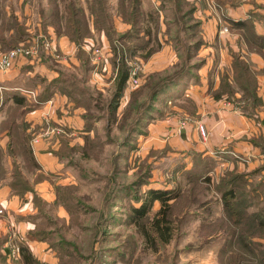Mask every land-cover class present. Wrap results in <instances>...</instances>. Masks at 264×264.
<instances>
[{"label":"crops","instance_id":"0c3cea01","mask_svg":"<svg viewBox=\"0 0 264 264\" xmlns=\"http://www.w3.org/2000/svg\"><path fill=\"white\" fill-rule=\"evenodd\" d=\"M185 1L195 4L193 21L189 20L186 30H182L185 37H194V42L189 43L187 49L191 72L166 94L170 102L167 106L169 115L148 127V139L157 146L161 136H168L170 145L175 148L173 157L179 153L182 157V168L187 164L192 166L197 155L213 159L215 169L210 174L213 178L214 175L217 178L223 176L226 171L255 176L264 174V47L260 48L262 52L253 49L247 32L242 27H236L238 22H248L256 35L264 36V0H220L221 6L216 0ZM145 2H151L157 12L153 7L146 12ZM47 4L48 0L43 5ZM159 4L158 0H142L144 17L149 21L148 17L155 14L160 30L157 31L155 23L149 22L151 37L159 46L146 59L142 57L145 53L137 52L135 60L139 61L140 81L168 73L185 59L186 49L177 46L180 39L177 37L176 11L170 6L172 16L165 18L158 10ZM7 12L8 15L13 14L30 33L26 45H31L38 38L40 43L49 41L61 58L56 59L40 50L38 56L20 58L11 70L0 72V86L3 87L0 94L4 93L3 98L6 99L3 108H0V208L5 212L0 217L1 251L10 255V238L6 236V228L13 226L19 236V241L15 242L27 244L42 263L57 264L56 252L49 245V239L40 241L30 235L44 220L36 200L46 204V212L54 220L69 219L66 209L56 203V187L72 185L74 176L57 152L64 147L63 141L70 146L84 144L91 131L85 117L89 110L82 98L86 95L93 101L98 96L110 97L116 87L117 69L113 64L110 40L105 33L95 31L92 20V36L80 49L68 36L57 34L54 27L49 26L44 31L39 12L35 18H31L32 13L27 6L24 18L18 12ZM187 15L182 14L179 20L186 21ZM32 22L35 23L34 31ZM223 27H228L229 32L222 33ZM129 28L115 13L114 31L125 32ZM11 34L12 31L6 33V37ZM195 42L199 45L193 47ZM95 48L101 50L100 56L94 52ZM85 54L88 63L83 60ZM237 59L246 64L256 78L255 81L252 77L255 82L252 85L254 89H250L252 94L245 77L246 86L243 88L239 83ZM72 67L76 68L75 73L70 71ZM224 81L235 92L233 100L227 99L226 95L215 97ZM73 86L84 93L74 91ZM17 92L24 96L25 101L21 105L15 99ZM126 92L127 88L124 95ZM109 93L110 96H106ZM254 97H257V103L253 102ZM123 99L124 96L120 105ZM15 113L19 117L14 122L22 134L32 135L28 145L39 165L36 171L29 169L20 155H9L10 128L4 127L9 125ZM185 118L190 121L182 127L181 122ZM200 125L205 130V136L199 131ZM17 147L20 148L19 145ZM15 163L20 166L33 192L19 195L11 188ZM40 175L42 180L38 181Z\"/></svg>","mask_w":264,"mask_h":264},{"label":"rangeland","instance_id":"374dc122","mask_svg":"<svg viewBox=\"0 0 264 264\" xmlns=\"http://www.w3.org/2000/svg\"><path fill=\"white\" fill-rule=\"evenodd\" d=\"M158 1V10L165 18L172 16L170 6H173L174 12L178 7L175 0ZM40 2L45 4L46 0H2L0 13L10 10L24 18L22 16L27 6L32 13L31 18H35ZM110 4L118 7L117 0H110ZM144 6L145 11L150 12L154 5L145 2ZM154 11L157 12V9ZM4 19L0 17V25ZM148 19L144 17L141 20L140 26L143 25L144 30L150 29L152 17ZM182 25L178 24L177 37L180 41L177 46L185 49L194 42V37H185L181 31ZM31 27L34 31L35 23L32 22ZM123 34L115 32L113 36ZM156 46L153 40L142 52L146 54ZM8 51L0 47V54ZM129 64L139 66V61L132 60ZM75 69L72 67L70 71L75 73ZM167 74L159 79H150L147 84L145 81L148 78L145 81L141 79L138 87H128L122 104L116 110L109 106L110 97H101L100 100L98 96L91 102L87 101L90 109H93L90 121L87 119L92 130L88 155L85 157L75 151L64 158L74 176L79 213L73 217L71 227L60 222L56 226L49 225L52 229L56 227L61 230L54 237V242H59L61 247L57 246L54 250L60 256L71 257L65 259L66 264H251V257L244 253L232 231V219L244 222L241 226L243 236L257 235L255 224L258 219H264V215H261L264 213L261 212L264 211V174L255 176L243 172L249 181H243V189L238 191L236 197L245 198L240 201L233 198L226 207L222 199L224 193L220 191L218 183L210 187L203 182L198 183V176L187 170L191 168L190 165L182 168L180 153L173 157L175 148L170 145L168 136H161L157 146L150 142L148 127L166 119L170 112L166 94L173 87L161 92L157 102L151 101L156 83ZM214 178L219 180L216 175ZM155 191L173 196L169 201L172 205L170 218L162 223V226L170 228V234H165L169 236L168 241L160 235V230H154L152 226L162 204L160 201L149 203L150 193ZM144 205L148 212L139 217L134 209ZM230 208L235 209L236 213L238 211L242 218L229 212ZM4 215L5 212L0 217ZM256 218L255 223L250 220ZM6 229V236L19 241L18 232L13 226ZM250 245L256 246L258 252L264 251V243L260 241L250 242ZM18 260L0 255V264H20Z\"/></svg>","mask_w":264,"mask_h":264},{"label":"trees","instance_id":"16d2710c","mask_svg":"<svg viewBox=\"0 0 264 264\" xmlns=\"http://www.w3.org/2000/svg\"><path fill=\"white\" fill-rule=\"evenodd\" d=\"M175 1L178 4V7L176 9V12L178 13H175L178 20L177 23L183 24L181 26L182 31L183 29H185V25L188 24L189 20L193 21L192 15L195 11V4L192 2H186L185 0ZM84 2L86 4V7L85 4H83ZM216 2L219 6L222 5L220 0H216ZM117 6L118 7L115 8V6L111 5L110 0H61V2H56V0H48V4L46 6L43 5L42 2H40L39 4V15L42 20V27L44 31H46L49 26L54 27L57 34L68 36L69 39L80 49L83 47V43L85 42V40L92 36L90 29L91 20L96 32L106 34V36L110 40L113 52V64L117 69V75L115 79L116 87L109 99V106H111L110 108H113V110H116L117 107L119 108L121 99L124 96V92L126 88L129 87V76L133 68V66H130L129 62L135 60L138 51H146V49L149 47V44H151L153 41L150 30H144L143 25L140 26L144 19L142 0H118ZM115 13L126 24L130 26V28L126 30L123 35L118 37L113 36V34L115 35L116 32L114 31ZM187 13L188 15L185 18H188L186 19V21L179 20V17H181L182 14ZM1 16L5 17L0 25L1 48L8 51L19 47L21 44H26L29 41L30 33L27 31L25 25H21L13 14L8 15L7 10H5V12L4 10H2V13H0V17ZM150 17H152L151 22L155 23L157 31L160 30L158 26L157 16H155V14H151ZM236 27H242L247 32L248 41L250 42L251 47L262 52L261 49L264 47V36L256 35L252 24H249L248 22H238L236 24ZM11 31L12 34L9 35L6 39V33H9ZM195 45H199V43L195 42L193 44V47ZM158 46L148 50L147 53L142 57H144L145 59L148 58L157 50ZM188 48L189 46L185 48V59L174 66V68L170 70L168 74L167 72L163 74H156L148 78V81H145L147 84L150 79H159L160 76L167 74L165 78H163L159 83H156L157 88L152 94V102H157L159 100L158 97L160 93L166 90V88H171L179 84L180 81L184 80L188 75H190L191 65L188 60ZM82 57L84 62L88 63V57H86V54ZM238 64L239 83L244 88L246 85L243 77H245L249 85L248 90L252 94L251 90L254 89L252 85L253 83L255 84L254 80L256 81V78H254V76L250 73L247 65L237 59L236 66ZM252 77L254 78V80ZM72 88L74 91L79 90L81 92L80 88L78 89V87L73 86ZM81 93L83 94L84 92ZM3 94H0V108H3L4 104L6 103V99L3 98ZM22 95L20 94V92H17V95L15 96V99L19 105H21L25 101L23 99L24 96L22 97ZM225 95L229 100H233L235 98V92L231 88L230 84L225 83L224 81L220 93L216 94L215 97L220 98L224 97ZM246 95L247 94H245V96ZM82 99L84 104L88 107L87 109L89 110L85 117L86 119H88V121H90V113L92 112V110L90 109L91 106L87 103V101L91 102V100L86 95L83 96ZM99 99L101 100V96H99ZM99 99H97L96 101H98ZM253 102H258L257 97H254ZM17 117H19V114L15 113L12 116L9 125L4 127L8 129L10 128L9 155L12 157L20 155L23 158L26 166L32 171H36L39 168V165L34 158L32 149L28 145V141L29 139H31L32 135L25 136L24 134H22V132L19 130V127L14 122L15 118ZM88 121L87 124L89 131H92L90 128L91 123H89ZM91 141L92 140L90 134L85 137L83 145L70 146L69 143L63 141L64 147L59 152H57V155L64 159L71 156V153L77 151L82 153L86 157V155H88L89 148L91 147ZM18 145L20 148L17 147ZM193 163V166H191V168L187 170H189V172L193 175L198 176V183L203 182L208 187H210V185L213 183H218L217 186L219 187L220 191L224 193L222 199L226 204V207L229 206V203L233 198L237 199L236 196H238V191L243 189V181L244 183H246L245 179L248 180L247 174L226 171L223 176H220L219 180L216 181V179H214L210 175L215 169V161L213 159L203 158L197 155L193 159ZM39 177L40 179H38V181L42 180V176L40 175ZM10 186L14 190V192L19 193V195L27 192H33V187L25 179L22 171L20 170V166L17 163L14 164L13 180L10 182ZM75 191L76 185L74 184L56 187L58 197L56 203L62 205L66 209L69 214V219L54 220L47 214L45 209L46 204L42 203L39 199L36 200V206L39 209V214L40 216L44 217V220L36 227L34 231L30 233L32 237L40 241H47V239H49V245L52 246L53 249H56L57 246L58 248L61 247L59 242H54V237L58 232H61V230L59 228L56 229V227H53L54 229H52L49 225L54 224V226H56L58 222H60V224L62 225L71 227V225L73 224H71V222L73 221V217L75 216V214L79 213V201L75 196ZM169 195L170 193H165L162 195L161 192L155 191L150 193L149 200V203L151 204L156 201H160L162 203L160 210L155 215V220L152 226L154 230L155 228L160 230V235H162L165 241H168L169 236H166L165 234H170V228L167 225L162 226V223H166L170 218V209L172 205L169 204V201L173 196ZM244 198L245 196H242L241 198H238L237 201H240ZM232 209L233 208L228 209L229 212L232 211L233 215L240 217V215H238V211L236 213V210ZM134 211L138 214L139 217H141L147 214L148 209H146V206L144 205L140 209H134ZM261 215H264V213H261ZM160 216H162L161 219H159ZM240 218H242V216ZM250 220L255 223L257 221V218ZM243 224L244 222L241 219H232V231L235 232L234 235H236V237L238 238V241L242 246L244 253L251 257V264H264V251L258 252L256 246L250 245V242L253 241H260L264 243V219H258L257 224H255L256 230L254 231H257V235L243 236V228L241 227ZM238 232H240V234H238ZM249 238L251 241L249 240ZM19 245L20 253L19 257L17 258H19L18 261L20 264H43L32 254L27 244H25L23 241H20ZM1 246L2 242L0 241V255L3 257H10L11 255H9L8 252L7 254H3V252L1 251ZM257 246L262 247V245ZM253 247H255L256 250ZM58 254L59 252L56 251V257L58 259L57 264H66L65 259L71 258L68 256H60Z\"/></svg>","mask_w":264,"mask_h":264},{"label":"built area","instance_id":"2783aa9c","mask_svg":"<svg viewBox=\"0 0 264 264\" xmlns=\"http://www.w3.org/2000/svg\"><path fill=\"white\" fill-rule=\"evenodd\" d=\"M197 2H200L201 0H194ZM222 33L229 32L228 27H223L221 29ZM39 39V38H38ZM36 39L35 42L31 43V45L21 44L19 47L14 48L6 53L0 54V72H6L11 70L16 61L20 58H28V57H36L39 55L40 50L46 51L49 53L52 57L56 59H60V55L57 53V50L53 47L52 43L49 41L40 43V41ZM100 49H95L94 52L98 54V56L101 55ZM140 66L134 65L131 72H130V79H129V87L132 86L134 88L138 87L140 85ZM237 109V108H236ZM190 121L189 118H185L181 122V126L184 127L188 122ZM199 131L202 136H205V130L203 126H199ZM4 211L0 208V214H3ZM8 248L10 250V255L12 257L19 255L20 253V245L18 242H15L14 239H11L10 237V243H8Z\"/></svg>","mask_w":264,"mask_h":264}]
</instances>
